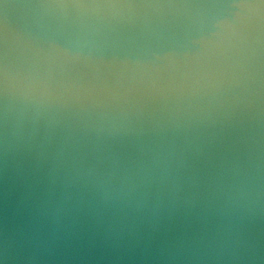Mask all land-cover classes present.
I'll return each mask as SVG.
<instances>
[{"label":"water","instance_id":"water-1","mask_svg":"<svg viewBox=\"0 0 264 264\" xmlns=\"http://www.w3.org/2000/svg\"><path fill=\"white\" fill-rule=\"evenodd\" d=\"M0 264H264V0H0Z\"/></svg>","mask_w":264,"mask_h":264}]
</instances>
